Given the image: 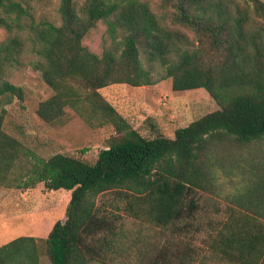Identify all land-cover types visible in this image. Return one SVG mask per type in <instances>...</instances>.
<instances>
[{
    "label": "trees",
    "instance_id": "16d2710c",
    "mask_svg": "<svg viewBox=\"0 0 264 264\" xmlns=\"http://www.w3.org/2000/svg\"><path fill=\"white\" fill-rule=\"evenodd\" d=\"M38 2L0 0V98L23 101V89L4 77L29 49L33 69L52 91L38 103L37 117L53 123L69 107L90 128L110 126L116 136L93 164L60 153L43 159L3 130L0 109V188L23 176L13 170L25 160L23 186L70 194L64 220L45 238L20 236L0 246V264H39L41 253L49 264H114L121 223L96 204L105 193L123 203L127 217L162 236L134 264H197L191 240L201 233L213 264L262 262L264 155L244 166L235 153L264 144V2L164 0L171 22L193 34L191 45L143 0H58L56 21L36 15ZM98 23L105 27L100 55L82 44ZM153 63L173 91L201 88L218 108L176 129L173 138L141 136L100 90L153 85ZM221 173L241 176L242 192L224 208L210 203L222 218L203 221L206 205L219 196Z\"/></svg>",
    "mask_w": 264,
    "mask_h": 264
},
{
    "label": "rangeland",
    "instance_id": "374dc122",
    "mask_svg": "<svg viewBox=\"0 0 264 264\" xmlns=\"http://www.w3.org/2000/svg\"><path fill=\"white\" fill-rule=\"evenodd\" d=\"M168 30L184 34L189 45L193 44V34L171 22L172 9L164 0H143ZM264 2V0H261ZM81 4L83 0H77ZM58 0H40L34 4L36 15L56 21ZM105 27L98 23L83 38L82 44L90 52L100 55L103 49L102 37ZM4 31L0 29V41ZM36 57L26 49L20 58V63L6 70L5 79L11 84L21 87L24 92L22 102L12 99L9 103L0 98V109L4 110L3 130L18 139L32 154L48 159L60 153L93 164L98 153L106 149L116 136L110 126L92 129L79 118L69 107L64 115L53 123H44L35 111L39 102L47 99L51 89L42 81L39 71L33 69L32 62ZM143 61V59H142ZM147 67L148 65L143 62ZM154 84L143 87L117 85L100 90V93L113 106L126 116L132 128L141 136L152 138L159 134L173 138L178 128H183L203 115L218 107L203 89L188 91H173L171 80L164 76V71L158 63L151 65ZM261 153L264 155V144H252L244 150L236 152L235 157L241 165L258 164ZM241 161V162H240ZM23 160L14 168L13 174L23 176L16 183L0 188V246L20 236H32L36 239L45 238L46 232L56 221H63L65 208L70 194L65 191H49L42 184L23 186L21 179H26ZM244 181L241 176H226L220 174L218 197L206 205L207 214L203 221L218 220L222 216L215 214L210 203L224 208L232 196L242 192ZM96 204L105 214H117V222L121 223V250L116 254L114 264H134L135 255L152 243L162 240L161 234L152 227L139 223L122 212L123 203L117 201L113 193L98 196ZM47 232V233H48ZM205 234L195 235L192 244L198 248L200 258L197 264H213L209 262L208 252L202 240ZM39 264H49L46 256L41 253Z\"/></svg>",
    "mask_w": 264,
    "mask_h": 264
},
{
    "label": "crops",
    "instance_id": "0c3cea01",
    "mask_svg": "<svg viewBox=\"0 0 264 264\" xmlns=\"http://www.w3.org/2000/svg\"><path fill=\"white\" fill-rule=\"evenodd\" d=\"M47 232H48V230H47ZM47 232H46V234H48ZM258 264H264V260L262 262H259Z\"/></svg>",
    "mask_w": 264,
    "mask_h": 264
}]
</instances>
